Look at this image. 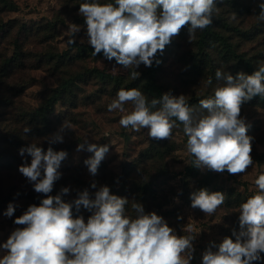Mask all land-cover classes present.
<instances>
[{
    "label": "rangeland",
    "instance_id": "1",
    "mask_svg": "<svg viewBox=\"0 0 264 264\" xmlns=\"http://www.w3.org/2000/svg\"><path fill=\"white\" fill-rule=\"evenodd\" d=\"M8 1L15 8L0 1V201L5 199L16 208L12 217L4 215L9 204L0 213V245L17 227H22L14 220L29 206L25 200L27 195L36 193L18 170L22 164H30L31 157L27 153L21 156L19 150L36 143L46 151L47 138L65 123L72 130L66 132L63 143L51 145L55 151L68 153L58 171L63 175L68 170L80 169L88 184L95 181L97 188L107 185L112 194L128 198L126 212L130 216L135 215L131 209L135 200L143 205L146 213L162 216L177 235H189L185 229L191 226V234L195 236L193 256L197 253V264H202L205 251L209 248L217 251L216 246L224 237L237 230L240 204L258 191L254 181L264 172V107L248 101L241 108V117L249 125L247 134L254 138L251 152L254 163L245 173L232 175L207 169L190 173L191 155L186 149L187 137L180 127L173 129L170 140H154L148 137L147 128L136 132L120 126L119 120L127 112L108 111V104L121 88H136L145 95L141 87L149 67L141 64L136 69L140 76L133 80L132 69H125L114 59L78 58L74 45H88L79 5L91 0ZM98 2L106 4L114 0ZM214 2L217 7L214 18L221 23L217 29L229 37L238 54L257 65L264 61V21L257 18L259 4L264 0ZM70 23L81 27L72 45L67 43L66 36ZM199 33L197 30L196 38L190 43L185 27L172 38L164 49L157 82L164 93L183 94L191 107L202 112L195 100L210 97L215 87L223 83L216 80V71L234 76L237 72L234 62H219L214 70L200 66L195 58ZM93 70L105 72L107 80L95 73L77 80L69 96L56 105L49 122L33 120L32 113L46 102L62 80ZM209 77L212 85L207 84ZM125 108L130 111L131 105ZM28 126L31 131L25 134L23 129ZM86 138L89 142L110 146L96 176H91L84 164L93 153L76 150ZM155 147L160 148L159 154ZM201 188L225 193L224 204L211 216L191 207V193ZM4 254L0 249V258Z\"/></svg>",
    "mask_w": 264,
    "mask_h": 264
},
{
    "label": "clouds",
    "instance_id": "2",
    "mask_svg": "<svg viewBox=\"0 0 264 264\" xmlns=\"http://www.w3.org/2000/svg\"><path fill=\"white\" fill-rule=\"evenodd\" d=\"M259 21H264V3L259 4ZM217 10L214 0H114L101 4L98 0L81 3L79 15L86 25L87 44L94 49L93 56L103 53L105 59L125 69L136 71L143 64L152 67L157 53H163L173 37L187 27L189 42L196 38L197 30L213 23ZM79 25L70 23L67 43H76ZM81 43L84 39H81ZM214 94L199 101L198 112L189 106L186 96L164 93L159 99L148 98L138 89H119L108 104V111L126 113L121 116V127L139 132L148 129L154 140H170L173 129L183 126L187 137V152L194 157L192 164L201 170L217 173L243 174L254 163L251 156L253 137L247 134L249 125L241 117L242 105L254 97H264V61L258 62L251 74L243 71L232 75L217 70ZM213 80L208 78L207 84ZM125 105H131L126 110ZM71 126L63 123L47 138L45 151L36 143L22 147L19 154L27 153L31 162L19 166V172L32 185L36 193L43 194L39 205H29L14 220L17 227L0 245L5 254L0 264H190L194 258L195 236L189 226V235H177L166 220L155 212L146 213L140 202L133 200L126 212L129 199L111 193L107 185L93 193L85 188L76 197L65 201L70 193L64 187L53 196L54 184L61 178L58 171L68 153L55 151L51 145L64 142ZM31 131L25 127V134ZM108 144L89 142L86 138L77 145V151L93 153L84 161L91 176L109 152ZM258 191L239 206V231L233 230L216 246L203 253L202 264H254L264 260V172L255 181ZM92 189H97L95 181ZM191 207L211 216L225 202V193L209 192L206 188L191 193ZM16 205L10 203L4 215L12 217ZM81 208L91 215L85 221L82 215L73 216ZM182 217H178L181 219Z\"/></svg>",
    "mask_w": 264,
    "mask_h": 264
},
{
    "label": "trees",
    "instance_id": "3",
    "mask_svg": "<svg viewBox=\"0 0 264 264\" xmlns=\"http://www.w3.org/2000/svg\"><path fill=\"white\" fill-rule=\"evenodd\" d=\"M1 2L5 3L6 5H11L12 8H15L14 5L9 2L8 0H0ZM220 20H217L213 16V23L209 27L205 28L204 30H200V33L198 35V40L196 42L197 47V55L196 59H198V62L201 65L209 66L211 69H215V65L219 62L222 64H228L230 62H234L235 70L236 72H239L238 70L243 69V72L247 74H251L253 71L257 70L258 65L253 62L251 59H246L243 54H238L237 49L235 45L230 41L229 37H227L225 34H223L220 30L217 29V27L220 25ZM226 26V25H224ZM224 28V27H223ZM238 31V30H237ZM75 49L77 50V56L78 58H81L82 56H93L91 46L89 45H74ZM164 51L163 53H157L156 59L160 61L159 64H157L155 61L153 62L152 67L148 68L147 76L145 78V81L142 85V90L147 96L149 102L152 98L159 99L163 94L162 87L157 82L158 77V70L160 67V64L163 60ZM97 58H104L103 53L94 56ZM71 60V57L68 59ZM97 74L101 79L107 80V75L105 72H100L99 70H93L88 71L84 73H80L75 77H70L68 79L62 80L60 85L52 92V95L48 97L46 102L38 109H36L32 113L33 120L39 119L42 122H49L50 116L53 114L55 107L58 103L63 102L64 99L69 96L71 93V88L75 84L77 80L83 79L87 75L90 74ZM208 97H202L200 99L195 100V105H199V101L202 99H207ZM254 105H261L264 107V97H254L252 100ZM190 106V104H189ZM180 129L183 131V126L179 125ZM156 152L159 154L161 152L160 148L155 147ZM194 157L191 156V162L193 161ZM0 160H2V157H0ZM196 168L193 164L189 167L190 173H194ZM64 187L70 188V193L68 195H65L63 199L65 201L72 200L76 197L77 191H82L85 188L89 189L91 193L94 194V192L97 189H92L91 185L88 184L84 177L81 174L80 169H74V170H68L65 172V174L61 175V178L57 180L54 184L53 191L50 193V195H57L60 193V190ZM144 189V187H141ZM146 189V188H145ZM24 198V197H23ZM43 194L40 193H30L27 195L25 200L28 202V204H36L39 205L41 199H43ZM10 202L13 199H9ZM13 202V201H12ZM239 204L241 201H238ZM7 202H5V199L0 201V213L4 212L5 206H7ZM82 215L87 221V218L91 215L90 212L87 210L81 208L80 212L77 213L75 209H73V216L74 218L76 216ZM237 232L239 231V224L236 225ZM22 227H24L22 225ZM231 233H228L225 237H230L235 241V236ZM224 237V238H225ZM261 256L264 257V253H261ZM199 260V256L197 253H195L194 258L192 260L191 264H197V261ZM264 260H261L259 262H254V264H263Z\"/></svg>",
    "mask_w": 264,
    "mask_h": 264
}]
</instances>
